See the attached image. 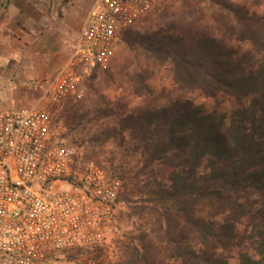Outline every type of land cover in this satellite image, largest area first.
<instances>
[{"label":"trees","instance_id":"1","mask_svg":"<svg viewBox=\"0 0 264 264\" xmlns=\"http://www.w3.org/2000/svg\"><path fill=\"white\" fill-rule=\"evenodd\" d=\"M182 2L133 37L151 63L131 94L156 101L129 110L88 86L71 106L83 141L113 146L104 168L138 230L116 264H264V0Z\"/></svg>","mask_w":264,"mask_h":264},{"label":"built area","instance_id":"2","mask_svg":"<svg viewBox=\"0 0 264 264\" xmlns=\"http://www.w3.org/2000/svg\"><path fill=\"white\" fill-rule=\"evenodd\" d=\"M163 0H94L67 62L26 107L0 110V264H64L85 250L114 205L119 180L75 162L55 115L108 67L117 42Z\"/></svg>","mask_w":264,"mask_h":264},{"label":"rangeland","instance_id":"3","mask_svg":"<svg viewBox=\"0 0 264 264\" xmlns=\"http://www.w3.org/2000/svg\"><path fill=\"white\" fill-rule=\"evenodd\" d=\"M71 7L69 9V14L73 18L74 27L76 25L82 26L83 19L92 6L94 0H69ZM55 3H60L61 6L68 7L69 4L66 0H55ZM54 4L53 0H49V7ZM182 0H163L159 5L150 7L144 11L139 18L131 25V27L124 33L116 44L114 56L110 61L108 67L106 68L111 76V78H104L103 76H94L89 82L83 86L84 96L87 98L89 93L88 86L97 91H103L108 99L120 108L127 107L132 110L136 105L147 106L152 102L156 101L153 97H147L143 94L140 97H134L131 94L130 79L139 70L144 69V65H149L151 62L147 60L145 53L141 50L134 42L133 37L144 36L146 37L150 33H155L157 28L164 23V18L166 13L176 11L180 5H182ZM8 7V6H7ZM50 11V9H49ZM1 14L6 13L0 12ZM77 33H72L71 46L76 42ZM38 46L37 41L32 42V50H35ZM13 52L11 56L7 59L1 61V64L7 66L13 74L12 79H16L19 74H21L24 66H29L31 61H22L21 68L16 67L18 65V60H20L14 48L17 45L13 43ZM29 56V54H27ZM27 55H23L26 59ZM21 56V55H20ZM151 64L150 66H152ZM34 64L30 67V74H34ZM105 69V70H106ZM17 70V75H16ZM59 69L56 70V72ZM32 82V81H31ZM37 86L38 81L32 82ZM46 86V85H45ZM43 87V89L45 88ZM38 87V86H37ZM41 87H38L36 93L40 94ZM43 92V91H42ZM3 94H0V107H2L1 101H3ZM35 101V100H34ZM33 101V102H34ZM32 102V103H33ZM200 100H196L199 103ZM30 103V104H32ZM28 105H17L14 109L21 107H26ZM73 101L67 102L65 107L55 115L56 124L59 125L58 139L73 151V157L76 163L81 165L94 163L102 169H104L110 176L112 174L104 168L108 165V159L111 157V152L113 146L107 143L103 148H98L88 142L83 141L86 139L85 136H81L82 132H79L73 126L74 110L72 106ZM72 106V107H71ZM0 108V110H1ZM83 137V138H82ZM120 189L118 192L117 199L106 216L103 219L99 230L96 235L93 236L92 241L85 250H79L65 258L64 264H116L118 262L119 256V241L128 242L130 237H135L138 233L136 225L134 226V220L130 216L129 204L121 192V182ZM130 199L136 200L132 197ZM230 264H236L235 260H231Z\"/></svg>","mask_w":264,"mask_h":264},{"label":"crops","instance_id":"4","mask_svg":"<svg viewBox=\"0 0 264 264\" xmlns=\"http://www.w3.org/2000/svg\"><path fill=\"white\" fill-rule=\"evenodd\" d=\"M66 1L68 7L56 4L55 0L52 7L48 5L49 0H9L6 13H0V94L4 97L1 110L36 101L48 80L67 62L74 46H71L72 33L78 36L81 25L74 27L69 14L71 4ZM33 41L38 42L35 50H32ZM13 43L17 45L14 51L20 59L16 67L21 68V60L31 61L15 80L12 79L14 72L1 64L11 56ZM24 54L29 56L25 59ZM33 64L35 72L30 74ZM31 81H38L40 94L35 92L38 87Z\"/></svg>","mask_w":264,"mask_h":264}]
</instances>
